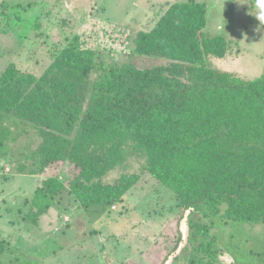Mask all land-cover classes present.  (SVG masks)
Segmentation results:
<instances>
[{
	"label": "trees",
	"instance_id": "obj_1",
	"mask_svg": "<svg viewBox=\"0 0 264 264\" xmlns=\"http://www.w3.org/2000/svg\"><path fill=\"white\" fill-rule=\"evenodd\" d=\"M206 22L203 3L176 2L153 28L137 33L136 52L168 61L163 66L102 71V61L75 37L38 77L6 67L0 74V154L22 134L33 136L28 160L37 171L30 175L63 163L76 172L68 187L56 177L42 182L32 201L36 216L66 190L85 210L114 209L139 176L103 180L138 158L187 211L208 217V223L189 218L192 239H198L187 264H216L225 253L233 264H252V255L264 264V251H246L233 242L234 233L225 241L212 232L222 233L212 219L222 205L224 224L234 230L264 224V74L244 81L212 69L208 59H223L228 44L208 35ZM4 250L0 243V256ZM0 264L6 263L0 258Z\"/></svg>",
	"mask_w": 264,
	"mask_h": 264
},
{
	"label": "rangeland",
	"instance_id": "obj_2",
	"mask_svg": "<svg viewBox=\"0 0 264 264\" xmlns=\"http://www.w3.org/2000/svg\"><path fill=\"white\" fill-rule=\"evenodd\" d=\"M196 1L206 7L208 35L228 44L223 59L210 57V67L244 81L264 74V23L256 17L258 0H0V74L13 65L22 73L40 76L54 56L73 47L79 38L102 67L127 64L145 70L168 61L138 54L136 36L149 31L173 3ZM103 63V64H102ZM92 75L91 80L94 79ZM21 135L0 154V258L6 264H187L195 229L191 218L208 217L186 210L177 195L142 170L131 158L124 167L108 173L105 184L122 175L139 176L122 203L106 213L85 210L66 190L53 207L36 216L32 201L42 182L56 177L66 187L76 175L68 163L55 164L37 175L30 153L36 145ZM225 206L213 216L222 224L225 241L234 233L246 251H264V224H244L234 230ZM223 216V218L221 217ZM190 218V219H191ZM238 258L237 254H234ZM252 264H262L252 255ZM241 259V258H240ZM242 261V260H241ZM244 261V260H243ZM216 264H233L228 253Z\"/></svg>",
	"mask_w": 264,
	"mask_h": 264
},
{
	"label": "clouds",
	"instance_id": "obj_3",
	"mask_svg": "<svg viewBox=\"0 0 264 264\" xmlns=\"http://www.w3.org/2000/svg\"><path fill=\"white\" fill-rule=\"evenodd\" d=\"M258 6L261 8V12L256 18L261 23H264V0H258Z\"/></svg>",
	"mask_w": 264,
	"mask_h": 264
}]
</instances>
